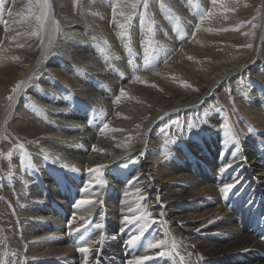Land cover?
<instances>
[{
	"label": "bare ground",
	"instance_id": "1",
	"mask_svg": "<svg viewBox=\"0 0 264 264\" xmlns=\"http://www.w3.org/2000/svg\"><path fill=\"white\" fill-rule=\"evenodd\" d=\"M98 1L103 2V0H98ZM157 1L153 0L154 3ZM198 1L199 3H202L203 6L207 5V2H208V0H198ZM240 1L239 0L236 1V5L233 7L234 8L233 10L231 8L230 9L225 8L224 6H226L225 5L226 3L219 4L221 2L218 1L219 3L216 4L214 0L213 1L214 6L211 8L213 10L212 14L211 12H208L205 14L206 7H204L202 10H201L202 7L200 8L199 6L194 8L195 14L192 17L193 20L190 23L191 27H195L196 26L195 22L197 23L199 19L206 20V22L207 20L209 21L207 23L204 22V26L202 27L200 31H196L197 37L195 41L193 42V44L195 43L196 45H194V47L192 46V44L185 45L182 52L184 54L185 53L191 54L195 58L208 59L207 62H203L201 65L197 62L194 63V66L200 65L199 68L201 69L204 68L202 72L199 70L198 72L197 71L194 72L193 71L194 66L184 62L180 54L179 55L175 54L176 56L173 59V61H171L170 63H167V65L164 67L168 70H173L175 68H179L180 70L182 68H186L187 70H192L194 73H197L196 76H201L202 78L206 76L204 78L203 83L200 84L196 88L197 92L195 94H188V92L191 91V90H188L187 92L185 91L186 93L182 94L184 95L183 97L179 94L178 90L168 89V92L170 95H167V98H166V96L163 97L160 95H154L153 94L154 91L152 89H146V88L141 87L140 85L139 86L136 85V87H134L129 84L123 88L126 95H123V96L119 95L121 97V99H119L120 102H118V105L120 104L119 105L120 108L112 110V106L115 105L117 102L114 103V101L111 99L113 96L111 95H114L116 93V90H117L116 83L117 82L119 83V81L122 79L121 77H123V79L125 78V80H122V82L124 81V82L130 83L133 76L136 75L139 71L154 67L156 65L155 62L160 63L161 60L164 58L163 53L161 52L158 53L156 51L158 48L155 50L156 47L155 48L154 46L147 47V45L145 44V47H147V50L149 52V56L146 59L144 52H143L144 53L143 55L138 53V48L136 46L137 42L134 41V39H132V41L129 43H126L124 41L125 39L121 40L123 41V45L126 48L125 55H122L121 51L117 49L113 44H111L109 48L103 49V51H100L98 42H96L99 39V37L101 38L102 36H106V37L109 36L112 38L115 35V34L113 35L111 30L107 26V20L106 19L101 20L99 17H97V15L99 14H96V12L102 13L101 15L106 13L105 7L108 5V3L105 7L103 3L106 4L107 0L103 2L102 4L99 3L100 5L98 7L95 5L96 2L89 1V0H76V1L74 0V4L72 0H47L48 5H49L48 7L49 12H48L46 20L48 19V21H45V23L43 24L44 27H43L42 33L39 29V26L33 19L28 22L25 20L28 18V12L30 10L29 5L32 3V0H24L23 3L17 4L14 8L12 7L13 10L11 9L12 12L11 14L8 15V20H6L7 28L9 30V35L7 34L8 37L6 36L7 38H5V41H3L4 44L2 46L1 55H0V97L3 96L4 91L8 89V87L12 83L14 84V81H18L19 79V81L21 80L22 82L26 80V78H28V75L24 77L25 70L22 73L18 70L19 67L17 65L18 64L17 62H16L17 63L16 65L10 67L11 65L14 64L12 63L13 62L12 59L21 58L22 60H28V62L30 61L33 62L32 64L36 63V68L39 67L41 71L46 69L45 64H43L46 61V58L53 59L54 62H56L57 60L58 64H60V62L65 64L67 68L66 70L67 73L59 72L60 70L57 69L58 71H56L55 73L56 77L60 81H63L64 83L69 85L71 88L75 89L77 94L82 99H84L85 101H88L87 103L86 102L84 103V104H87L86 105L87 109H90V107L94 105L102 110L103 116L105 118L109 117L110 115H113V117H115V121L133 119L137 121L135 123V127L137 126V124H141V126L145 124V125H148L149 128H151L152 125L158 124L160 123V121H162L163 115L166 114L164 112L165 110L168 109L167 111L169 112L166 111L167 114H173L174 112H176L177 109L179 110V108L187 106V105L191 106V105L196 104V106H200V104L206 103L207 100L211 98L209 97L211 90L218 87L220 84L225 83L226 81L229 80V78L235 77L238 74H242L244 71L246 70L248 71L249 69L255 70V68H258L259 71L260 69L264 70V24H263V29L259 31V37L257 38L256 47L250 58V60L253 59L251 62L250 61L239 62V59L241 57L240 55H242L246 49L238 50L235 48L238 44H242L243 42H247V44L250 45L251 39H252L251 37H248V39L243 38L236 31H235L236 33H226V34L222 33L220 37L212 36V35L210 36L208 33L212 28H215V26H218L220 22L222 23L224 22L225 24V22L232 21L233 17L235 16L234 13H236L237 11L244 12L240 5ZM247 2H248L247 7L248 8L250 7L249 11L247 13L245 12L240 13L239 17H234L235 18L233 20L234 23L238 22L239 19H242L243 21V19L245 18L247 21L248 17H253L251 13L253 12V10H255V8L253 7L251 8V6L256 7L258 1L250 3L248 0ZM113 4H114V1H113ZM72 5L73 7H75V9L70 8V6L72 7ZM89 5H92L90 7V11H91L90 14L87 13V10L89 9ZM121 5L123 4L121 3ZM127 5L128 4H126L125 6ZM125 6H123V9H126ZM134 6L136 5L134 4ZM42 9L44 11V8ZM145 9L147 8L145 7ZM122 12H120V10H117L116 15L114 14L115 17H114L113 27L117 30L118 33H120L122 31L121 29L123 28L121 27L123 23H121V18H120L122 16L120 13ZM134 14H137V13L135 12ZM30 15L32 14H29V16ZM179 15L181 16V14ZM263 18H264V15H263ZM255 20H256L255 18H252V22H254ZM52 21H56L57 26H53ZM238 23H241V22H238ZM137 25L138 24H136V26ZM144 26H142L143 31H144ZM20 27L23 28L22 31H19ZM177 28L181 35L183 34L185 35L184 37H181V40L184 41V39L188 37V34H187L188 32H185V27L182 24L177 26ZM143 31H140L138 33L140 37L141 35H143ZM125 32H129V31H127L126 29ZM33 33H39V35H33ZM122 36L125 38L126 35L125 36L122 35ZM119 37L120 36H118V38ZM173 41H174V38H173ZM223 41L229 42L230 44L233 45V51H231V56H227V54H224L218 50V48L221 45L219 43ZM27 42L34 43V44L30 46L27 54L21 55L22 52H20L16 48L20 47L23 44L26 45ZM111 42L113 43L115 42V40L111 39ZM214 44H219V45H214ZM247 44L245 45V47L247 46ZM164 46H163L164 53L168 55L173 48L170 46V44L169 45L164 44ZM98 53L100 55L99 57L95 55V54L98 55ZM158 73H160V70H157L149 74V76L153 77L152 80L153 79L156 80V83L158 82V84L162 86L164 85L166 88L167 86L174 87L164 77H160L159 76L160 74ZM46 74L49 75L48 73H45L44 77L46 76ZM66 74H70L71 78L68 77ZM146 76L145 75L142 76L141 79L138 80V82L139 81L142 82ZM92 78L97 80L95 84L99 85L100 84L99 81H103L104 83H106L107 87L100 86L99 88H97L95 85H93L94 83L92 84L93 82ZM135 78H137V76H135ZM39 81L41 83H44L43 80H39ZM183 86H184V83H183ZM232 86L234 89H236L239 85H235V83L233 82ZM241 88L244 91L246 102L248 105V111H246V115L248 116L249 122L253 123L255 126L253 128L251 137L246 140L245 144L241 141L242 139L239 136V133H237L238 138L235 137L234 133L232 132V129L224 128L222 130H219L218 132L214 130L213 127H215L216 123L218 124V122H220L223 118L222 117L223 115L222 116L220 115V113L222 112L221 110L215 111L210 115V118H209L213 129H210V130L206 129V131H203L204 130L203 129L201 132H197L195 134H194L195 131H193V134L191 135V137L190 138L188 137L187 142H184L183 140H181L182 139L181 138L180 139L181 141L177 142V144L175 145V148L173 147V155L170 156L175 166H171V163H169V169L165 171V174L167 176H172L173 174L176 173V171L183 169L184 168L182 167L183 165H185L187 168H188V165L192 166L194 169L193 170L194 172L200 171L201 169H203V174L205 177L203 181L205 182V185L202 187H199L198 194L201 195V197H205L206 201L210 203H207L206 201L197 202L195 205L202 207L203 209H208L212 213L213 219L210 222L200 217L201 215H205L206 211H201L197 207H195L194 210L191 209L190 214L186 213L187 206H189L191 202V198H190L191 194L189 192L190 188L180 186V187H174L173 189H170L163 185L161 187H158L159 189L158 188L154 189L153 183L150 181V176H151L150 170H152L153 166L152 164H150V159H149L156 147L155 146L156 144H154L155 142L154 139H150L147 142L146 147L142 151L140 152L137 151L138 152L137 154H139V157H138L139 160L136 163H132L130 162L131 160L130 161L127 160V157L128 156L130 157V155L127 154V156H125L127 153L125 151V153H122L120 156L117 155L115 159L110 160L111 161L109 162L110 166H106V168H104L101 173L99 172L100 173L99 175L96 174L92 176L91 172L93 170H91V172L89 173H81L80 171L76 172V169L73 170L72 168L74 167H71L70 165L69 166L71 167L72 170L67 171V172L58 171V170L56 171L55 168L53 169V167L48 166V165H47V168H45V170L41 169L42 172H39L38 170H34V169L31 170V173L36 179L37 188H39L38 191H41L40 188H43L44 191L47 192L46 187H48L49 189H52L54 192H59V194H61L62 197L64 198L67 197L66 200L70 202L74 201V198L76 195L78 196L97 195L98 201H96L94 208H96L97 206L99 209H97L94 212H92L93 209L90 210L92 213L90 214V216L88 215L89 217L87 219L94 221V223L96 222V224L101 225V227H103L104 224H108V215H107L106 210L104 209L100 210V208H104V205L107 204L106 203L107 199L108 201H115L116 199L115 196L117 194L114 189L121 191V195L123 196H124V191L128 192L126 191V189L128 188L127 186H129L128 185L129 180H128V175H127L128 172H131V173L137 172V174H140L138 178L141 179L142 183L144 184H147V182L149 183L148 185L150 186V191H151L149 194V197H153V200H152L153 202H156L157 198H160L162 195L164 196L166 193L172 194L175 191H178V192L184 191V193H186V194H183L180 198H171L168 200L169 202L168 208L178 210L177 208L174 207L177 205V207L180 208L181 212L186 213L183 217H178V218H176L175 216H174L175 218L168 217L167 212L168 214L170 212L168 211V208L163 209L165 205H163L160 210L152 206L153 215L151 214L149 215V217L152 218L155 215H157L155 218L160 217L156 219V223H154L153 227H149L150 225L148 224H141L140 222L138 224L136 222L137 219L131 220L129 218H126V216H124V218H122V221H124L123 227L126 224H130V225L124 228V234L121 238H119L116 235L111 240L109 244L110 251L106 253H100L96 255L95 257L84 261L82 264H96L98 260L102 261V264H123V262L124 264H135V261L139 257H142V256H148V257H151V259L142 261L141 264H181L180 256L184 257L183 264H234V263L242 264L243 261L245 262V264H264V258H262L259 255V251H258L259 249L260 251L264 252V244L257 237H255L253 234L250 233L248 218H245V216H243L239 219H235L234 215H237L241 210L245 212V208L241 207L238 204L236 207V210L233 213H231L227 210L228 209L227 205L223 203L228 193V192H224L223 189L225 188L226 185H229V184L235 185L230 190L232 192H236V191L239 192L242 189L248 187L250 189H253L251 191L252 197H259L260 191L258 192V189H259L258 183L261 181V179L264 176V81L260 80L259 78H255L251 76L250 79H244V82ZM26 91L28 93L36 92L35 87H32V86L27 87ZM26 96L24 97L26 98ZM186 96L189 98L192 96L193 97L189 99ZM19 98L22 99L23 97L20 95L17 97V100ZM115 100L117 101V98ZM46 101L49 102L52 100H46ZM57 104L58 105L61 104L63 106L65 105V107L67 108L68 106L72 105V104L65 103L63 98L57 101ZM6 106H9V104L7 103ZM232 106H235L234 103ZM229 107H228V110H229ZM11 108L9 106V110ZM13 110L14 109H12L10 113H8V111L3 113L2 118L6 116V119H7V117L10 116L11 113H13ZM6 113L8 114L6 115ZM81 114H82V110L80 109L79 115L81 116ZM69 115H70L69 118L73 117L74 119V117H76V114H69ZM99 121H100V118H99ZM83 122L82 124L86 123V122L84 123ZM77 124L78 122L76 123V125ZM51 125H53V123ZM82 126L83 128L86 127V125L85 127L84 125ZM49 127L50 126L48 125V123L45 124L44 131L46 132L49 131ZM61 128L63 129V127ZM50 130L52 129L50 128ZM102 131L104 132V127ZM102 131H100V134H102L101 133ZM92 135L94 136V134ZM45 136L48 137L49 141H54V139L57 137L56 134H48V132L45 135L43 134L42 137L44 138ZM66 137L68 139L64 138V140L62 139V141L70 143L72 139L76 137V135H73V136L68 135ZM69 137H74V138H69ZM94 141L95 140H93V142ZM96 143H99V141ZM70 145L69 146L67 145V146L70 147L71 149L72 145L71 146ZM42 146H43V143H42ZM87 146L89 145L87 144ZM157 146L159 145L157 144ZM114 147H112V144H108L102 149L103 153H105L106 158L115 156L117 152H116V149H113ZM127 147H129V145L124 144V146L122 145L121 148H127ZM52 148L53 150H57L56 151L57 153L61 152L64 155L63 157L65 159L68 158L65 155L68 154L67 151L69 150L56 148L54 146ZM243 150H247V152ZM71 152H73V149H71ZM69 159L72 161V163H75V162L82 163L80 162L81 161L80 159H76L72 157L66 160H69ZM39 161H40V158L36 157L35 158L36 164ZM45 164L47 163L45 162ZM63 166L65 165L63 164ZM69 166L68 168H70ZM114 166H117V168L116 167L114 168ZM119 166H121V168H118ZM18 168H16L17 169L16 173L14 172L15 176H8L9 180H8V177H6L5 179H2L0 177V184H2L3 186H6L9 183L11 184V182L12 183L18 182L19 177H21L20 175L21 173H19L20 170H18ZM253 174L257 176H253ZM12 179H14L15 181H11ZM104 180H106L107 182L105 183ZM104 183L107 185L106 186L102 185ZM81 184H84L83 188H80ZM148 185H146V187ZM89 186H91L90 189L88 188ZM194 191L197 192V189H195ZM245 195H247V193ZM30 200L29 198H27L26 203L24 205L22 204L23 206H25V214L27 216L24 215V217L26 218L21 220L22 222H20L19 220V224H17L14 221V218L18 220V217L17 215L13 214V210L12 211L10 210L11 207L9 209H4V210L2 209L4 207L1 208L2 210L0 209V264H68V263H71L70 257L75 258L76 256L74 254L64 256L62 257L63 259L59 258V260L56 259L55 261L52 259H48V258H44L45 261H42V260H31L32 258L28 256L27 253L29 251H30L29 253H37L40 249L47 248V246L50 245L49 243L50 238L48 237L46 240H43L42 238H44L46 235L50 233H55V232L56 234L59 233L57 231H60L62 229L63 227L62 225L64 224L66 219L69 220L68 222V226H69L75 221L79 220V216L73 215V217H70V215H68L67 212L63 211V208L61 206L51 202L53 200H51L49 197L48 202L46 203L47 205H45L46 210H43V211H45L48 214L53 213L52 215L53 219H48V220L38 219L37 220L38 223L35 224L34 220L29 218V216L32 215V212L35 209L34 202H30ZM94 200H95V196H94ZM248 201H250V199H248ZM204 204H206V206H204ZM18 206H16V208ZM126 209L127 207L125 206L123 208L121 215H124L125 213L128 212V210ZM14 211H15V208H14ZM221 213H224V215H222ZM117 214L118 213H115L114 215H117ZM26 220L28 222L25 223ZM138 226L139 228H137ZM179 226L184 227L182 231L180 230L177 231V228ZM191 227H192L191 233L184 232V230H187L188 228H191ZM218 232H222L224 235L223 236L213 235V234H218ZM20 233L22 234L23 239L18 238V234ZM25 238L29 240H33L34 244L32 246L27 247V242L25 241ZM149 245H159V247H149ZM62 246H63L64 251H67V245H62ZM162 252L167 253V255H160L159 253H162ZM42 254H45L46 256H48L50 255V251H48L47 253L42 252ZM228 254H231V261H229L225 257Z\"/></svg>",
	"mask_w": 264,
	"mask_h": 264
},
{
	"label": "rangeland",
	"instance_id": "2",
	"mask_svg": "<svg viewBox=\"0 0 264 264\" xmlns=\"http://www.w3.org/2000/svg\"><path fill=\"white\" fill-rule=\"evenodd\" d=\"M23 1L24 0H5L4 7L5 6L6 7L3 8V10H0V34H1L0 35V55H1L2 46L4 44L3 41H5V38H7L9 35V30L7 28V22H6V20H8L9 12L10 13L12 12V10H13L12 7L14 8L17 4L23 3ZM72 1L74 4V0H72ZM89 1L96 2L95 5L98 7L100 4H102L106 0H103V2L98 1V0H89ZM113 1H114V4H113ZM113 1L107 0L106 4L103 3L104 7L108 3V5L105 7L106 8L105 14L101 15L102 13L96 12V14H99V15H97V17H99L101 20L102 19L107 20V26L109 27V29L111 30L113 35L115 34L112 38L109 36H107V37L102 36L101 37L102 39H101L99 37V39L96 42H98L100 51H103V49L109 48V46L111 44H113L117 49H119L121 51L122 55H125L126 54V48L123 45V41H121V40L125 39L124 41L126 43H129L132 41V39H134V41H136L138 43L137 44L135 42L136 46L138 48L139 54L143 55L145 53V50L147 49V47L154 46V48L156 47L155 50L158 48L156 50L158 53H160V52L163 53L164 58L161 60V62H160L161 64L155 62L156 65L154 67H151L148 69H143V70L139 71L136 75L133 76L130 83L124 82V81L122 82V80H125V78L123 79V77H121L122 79L119 81V83L118 82L116 83V86H117L116 87L117 88L116 93L114 95H111V96H113L111 99L114 101V103L117 102L115 105L112 106V110L120 108L119 107L120 104L118 105V102H120V101L119 100L116 101L115 99L117 97H120L119 95H121V90L129 84L134 86V87H136V85L137 86L140 85L143 88L152 89L154 91L153 92L154 95H160L163 97L166 96V98H167V95H170L168 92V89L169 90L170 89L178 90L179 94L183 97H184V95H182V94L186 93L188 90H191L188 92V94H195L197 92L196 88L200 84L203 83L204 78L206 76H204L202 78L201 76H196L197 73H194V72L195 71L198 72V70L202 72L204 68L201 69L199 67L203 62H207L208 59L195 58L191 54H186V53L184 54L182 51H183V48L185 45H191L192 44L193 47H194V45H196L195 43L193 44V42L195 41V39L197 37L196 31H200L202 29V27L204 26V22L207 23L209 21V20H207V22H206V20H202V19L200 20L199 19L200 21L198 20L197 23L195 22L196 28L190 26V23L193 20L192 17L195 14L194 8L199 6L200 8L202 7L201 8V10H202L204 7H206V5L203 6V4L199 3L198 0H192V1L191 0H188V1L187 0H171V1L170 0H160V1L156 0L157 2H155V3L153 2V0H147V1L146 0H113ZM131 1L133 4L131 3ZM213 1L214 0H208V2H207V4H209V12H211V14L213 12V10L211 8L214 6ZM218 1L221 3H219ZM218 1L215 0V3L216 4L226 3L225 4L226 6H224V5H222V6H224L227 9L231 8L234 10L233 7L236 5L237 0H218ZM247 1L248 0H241L240 1V5H241V7L245 13H247L250 9V7L249 8L247 7V5H248ZM257 1H258V3H257L256 7L251 6V8L252 7L255 8V10H253V12L251 13V15L253 17H248L247 21L244 18L243 21H242V19H239L238 22H241V23H238V22L234 23V21H233L235 19L234 17H239L240 13H244V12L237 11L236 13H234L235 16L234 17L232 16L233 17L232 21L225 22V24H224V22L223 23L220 22L218 24V26H215V28H212L208 32L210 36L212 35V36H218V37H220L222 35V33L226 34V33H236V32L239 33V35L242 36L243 38L248 39V37H251L252 39H251L250 46L247 44V42H243L242 44L237 45L239 48L237 46L235 47L238 50L246 49L245 52L242 54L243 56L240 55L241 57L239 59V62H241V61H250L251 62L253 60V59L250 60V58H251V56L254 52V49L256 47L257 38L259 37V31L261 29H263L264 0H249L250 3L257 2ZM192 2H194V3H192ZM121 3L123 5H121ZM41 4H43V0H32L31 7H29L30 10L28 12V18L25 20L28 22V21H31L33 19L37 23V25L39 26V29L42 33L44 25L41 26L40 22L38 23V21L36 20L35 17L39 16L41 14V12H44V13H46V18H47L49 11H48V7L44 8V11H43V9L39 6ZM126 4H128V5L125 6ZM134 4L136 6H134ZM168 4H170V5H168ZM171 4H172V6H171ZM118 5H120V6H118ZM175 5L178 7H176ZM91 6L92 5H89V9L87 10V13H89V14L91 12L90 11ZM123 6H125L126 9H123ZM8 7H10V8H8ZM145 7L147 9H145ZM70 8L75 9V7H73V5H72V7L70 6ZM38 10H39V12H38ZM117 10H120V12L123 11L122 13L124 14V16L122 15L123 17L121 15H120L121 17L119 16L121 18V23H123V25L125 26L121 29L122 31L120 33H118L117 30L113 27V22H114V17H115L114 14L116 15ZM135 12L137 14H134ZM206 13H208L207 9L205 11V14ZM29 14H32V15L29 16ZM112 14H113V16H112ZM179 14H181V16ZM175 17H179L180 18L179 21H177L175 19ZM189 18H190V20H189ZM252 18H255L256 20L254 22H252ZM142 20H144V21H142ZM45 21H48V19ZM138 21L139 22L141 21V22L139 23ZM135 23L138 25L136 26ZM181 24L184 25L185 32H188L187 33L188 37L186 39H184V41L181 40V37H184L185 35L184 34L181 35L180 32L178 31V28H177V26H179ZM142 26H144V31L142 29ZM6 28H7V30H6ZM125 28L129 32H125L126 31ZM22 30H23V28L20 27L19 31H22ZM246 30L248 31V33ZM140 31H143V35H141V37L138 34ZM119 34H121V35H119ZM122 35H124V36L126 35L125 38ZM118 36H120L119 37L120 39L118 38ZM130 36H131V38H130ZM173 38H174V41H173ZM111 39H114L115 42L112 43ZM186 40H187V42H186ZM105 41H107L108 44L107 43L105 44L104 43ZM146 41H147V43H146ZM166 41L173 48L168 55L166 53H164V47H165L164 44L169 45ZM163 42H165V43H163ZM34 43L27 42L26 45L25 44H23L21 46L18 45L20 47H17L16 49H18L20 52H22L21 55H24V54L28 53V49ZM145 44L147 45V47H145ZM219 44H221V45L218 48V50L224 54H227V56H231V51H233V45L230 44L229 42H225V41L220 42ZM219 44H214V45H219ZM246 44H247V46L245 47ZM222 45H223V47H222ZM228 49H230V50H228ZM227 50H228V52H227ZM175 54L176 55L180 54L183 61L186 62L187 64H191L194 66V63L197 62L200 65L194 66V69H193L194 72L192 70H187L186 68H182L180 70H179V68H175L173 70H168V69L164 68L167 65V63H170L171 61H173V59L176 56ZM95 55L97 57L100 56L99 53H98V55L97 54H95ZM183 56H185L186 58ZM165 59H167V60H165ZM12 61H13L12 63H14V64L11 65L10 67H12L18 63L17 64L19 67L18 70L21 73L25 70L24 77L26 75H28V78H26V80L22 81V83H19V87H17V85H18V82H21V80L19 81V79H18V81H14V84L12 83L8 87V89H6L4 91L3 96L0 97V177L2 179H5L8 176H15V173L17 170L16 168H18V167H19L18 170H20L19 173H21L20 174L21 177H19L18 182H15V183L11 182V184L9 183L6 186H3L2 184H0V186H1L0 187V209L2 207H4V208H2L4 210V209H9L11 207L10 210L11 211L13 210V214L17 215V217H18V220H16V218H14V221L17 224H19V220H20V222H22L21 220L26 218V217H24V215H26V214H25V206H23V205L26 203L27 198H29V200L31 199L30 202H34V207H35L34 211L32 212V215H30L29 218L33 219L34 223L37 224L38 219H40V220L53 219V217H52L53 213L48 214L45 211H43V210H46L45 205H47L46 203L48 202V199L50 197V199L53 200L51 202L61 206L63 208V211L67 212L68 215L79 216V220L75 221L74 223H72L69 226H68L69 220H66L64 222V224L62 225L63 226L62 229L60 231H57L59 233H57V234H56V232L50 233V234L46 235L44 238H42L43 240H46L49 237L50 238V240H49L50 245H48L47 248L40 249L37 253H29L30 252L29 251L27 254H28V256H30L32 258L31 260L45 261L44 258H48V259H52L55 261L56 259L59 260V258H62L64 256L74 254L76 257L75 258L70 257L71 263H68V264H82L84 261H86L90 258H93L100 253H106V252L110 251L109 244H110L111 240L117 235V232L119 230L123 229L124 221H122V218H124V216H126V218H129L131 220L137 219L136 222L138 224L140 222L141 224H148V225H150L149 227H153L154 223H156V219L160 218V217L155 218L157 215H155L152 218L149 217V215H151L153 213L152 208L155 207L156 209L160 210L163 205H165V207L163 209L168 208V204H169L168 200L169 199L180 198L183 194H186V193H184V191H182V192L175 191L172 194H167L165 192L166 194L164 196L162 195L160 198L156 199L157 200L156 202H153L152 201L153 197H149V194L151 192L150 186L148 185L149 183L148 182H147V184L142 183L141 179L138 178V176L140 174H137V172L136 173L128 172L127 175H128V180H129V182H128L129 186H127V187L129 188L130 191L127 188L126 191H128V192L124 191V196H123V195H121V191L114 189L116 191V194H117L115 196V198H116L115 201H108V199H107L106 200L107 204L104 205V208H100V210H103V209L106 210L107 215H108V224L105 225L104 228L103 227L97 228L96 227L97 224L95 222L94 225L90 224V227H89V221L87 218L90 216V214L92 212L99 209L97 206H96V208H94L96 201H98L97 195H94L95 200H94L93 195L92 196L91 195H89V196H86V195L78 196V195H76L75 196L76 199L74 198V201L70 202V201L66 200L67 197L66 198L62 197L61 194H59V192H54L52 189H49L48 187H46L47 192H45L43 188H40L41 191H38L39 188H37L36 179L33 176V174L31 173V170H33V169L38 170L39 172H42L41 169L45 170V168H47V165H48V166L53 167V169L55 168L56 171L58 170V171L67 172V171H70L72 169L73 170L76 169V172L80 171L81 173H89V172H91V170H93L92 172L94 174L91 172L92 176H94L96 174L99 175L102 172V170L104 168H106V166H110V164H109V162H111L110 160L115 159L117 157V155L120 156L122 153H125V151L127 152L125 156H127V154L130 155V157L129 156L127 157V160L128 161L131 160L130 162L136 163L139 160L138 159L139 154H137V153L142 151L146 147L147 142L150 139H154V141H155L154 144H156L155 145L156 147H155L151 157L149 158L150 164H152V166H153L152 170H150V172H151L150 173V175H151L150 181L153 183L154 189L161 187L163 185L166 186L167 188H170V189H173L174 187H180V186L190 188L189 192L191 194V197H190L191 202H190L189 206H187L186 213L190 214L191 213L190 210L191 209L194 210L195 207H197L201 211H206L205 215L200 216L201 218H203L204 220L209 221V222L212 221V219H213L212 213L208 209H203L202 207L195 205L197 202H205L206 201L205 197H201V195L198 194L199 187H202L205 185V182L203 181L205 179L204 174H203V169H201L202 171L200 170V171L194 172L193 171L194 169L192 166L188 165V168H187L185 165H183L182 167H184V168L176 171V173L173 174L172 176H167L165 174V171L169 169V163H171V166H175V164L172 162V158L170 157L171 155H173V147L175 148V145L177 144V142H179L181 140H183L184 142H187L188 137L189 138L191 137V135L193 134V131H195L194 132V134H195L197 132H201L203 129H204L203 131H206V129L210 130L213 128L217 132L219 130L224 129V128L232 129V132L234 133L235 137L238 138L237 133H239V136L242 139L241 141L245 144L246 140L251 137L253 128L255 126L253 123L249 122L248 116L246 115V111H248V105L246 102L244 91L242 90L241 87H242V84L244 82V79H250L251 76L255 77V78H259L260 80L264 81V70L263 69H260V71L258 70V68H255V70L249 69L248 71L247 70L244 71L242 74H238L235 77L229 78L228 81H226L225 83H222L218 87H216L217 89L214 88L213 90H211V92L209 94V97H211V98H209L206 103L200 104L201 107L196 106V104L191 105V106L189 105L190 107L187 105L188 107L184 106V107L179 108V110L177 109L176 112L173 113L174 115L173 114H167V112H169V111H167L168 109L165 110L164 112L166 114L163 115L162 121H160V123H158V124L152 125L151 128H149V126L145 125V124H143L142 126H141V124H137V126L135 127V123L137 121L133 120V119H126V120H119V121L116 120L115 121V117H113V115H110L111 118H110V116L105 118L103 116L102 110L100 108L94 106V105L91 106L90 109H87V106H86L87 104H84V103L85 102L87 103L88 101H85L84 99H82L77 94L75 89L71 88L69 85H67L63 81H60L56 77L55 73L58 70H60L59 72L67 73L66 72V70H67L66 65L61 63V62H60V64H58L57 60H56V62H54L53 59H47L46 58V61L43 63V64H45L46 69H44L42 71L40 70L39 67L36 68V63L32 64L33 62H31V61L28 62V60H22L21 58L12 59ZM157 70H160V73H158V74H160L159 76L164 77L174 87H169L166 85L167 86V88H166L164 85L162 86V85L158 84V82L156 83V80H154V79L152 80L153 77H150L149 74H151ZM161 72H162V74H161ZM45 73H48L49 75L46 74V76L44 77ZM66 75L68 77H70V74H66ZM144 75L145 76L148 75V76H146L145 77L146 79L144 78L142 82L141 81L138 82V80H140L141 77ZM135 76H137V78H135ZM234 78H236V79H234ZM100 79H102V78H100ZM180 79H181V81H180ZM39 80H43L44 83H41ZM102 80H104V79H102ZM92 81H93L92 84L94 83L93 85H95L97 88H99L100 86L101 87H103V86L107 87L106 83H104L103 81H99L100 82L99 85L95 84L97 82V80L92 78ZM233 82L235 83V85H239L236 89H234L232 86ZM183 83H184V86H183ZM152 85H153V87H152ZM29 86L35 87L36 92L35 93L34 92L28 93L26 90H27V87H29ZM63 86H65V87H63ZM118 86H120V87H118ZM239 89H241V90H239ZM79 90H80V88H79ZM22 93H23V95H22ZM12 94H14V95H12ZM20 95L23 98L22 99L19 98L17 100V97ZM24 96H26V98ZM192 97H190V98H192ZM62 98L64 99L65 103L72 104V105L68 106V108L65 107V105L64 106L61 104L58 105L57 101L61 100ZM187 98H189V97H187ZM120 99H121V97H120ZM46 100H52V101L47 102ZM69 100H71V101H69ZM6 102L9 104L10 108L12 106V108L10 110H9V106H6V104H7ZM233 103L235 106H232ZM214 104H216V105H214ZM194 106H196V107H194ZM226 106H228V107L230 106L229 110H228V107H226ZM235 107H237V108H235ZM167 108H168V106H167ZM12 109H14V110H13V113H11V115L8 116L9 118L7 117V119H6V116L2 118L3 113L7 112L8 110H9L8 113H10V111ZM80 109L82 110V114L84 112V114L83 115L81 114V116L79 115ZM218 110L222 111L220 113V115L221 116L223 115L222 116L223 118L221 117L222 120L220 122H218V124L216 123L215 127L212 128L209 118L213 112L218 111ZM177 111H178V113H177ZM8 113H6V115ZM68 113L69 114H76V117H74V119H73V117L69 118L70 115ZM93 114H94V116H93ZM203 117H204V119H203ZM99 118H100V121H99ZM80 121H82V122L84 121L86 123L83 122L84 124H82V122H80ZM77 122H78V124H77L78 126L76 125ZM98 122H100V123H98ZM47 123L50 126L49 131H47L48 134H56V136H57L54 139V141H49L47 136H45L44 138L42 137L43 134L44 135L47 134V132L44 131L45 130V124H47ZM52 123H53V125L54 124L55 125L54 126L51 125ZM60 123H62V124H60ZM126 123H127V125H126ZM105 124H107V129L104 127ZM124 124H125V126H124ZM161 124H162V126H161ZM82 125H84V127L86 125V127L83 128ZM189 125H191V128H189ZM183 126H184V128H183ZM61 127H63V129ZM103 127H104V132L102 131ZM50 128L52 130H50ZM116 128H118V129H116ZM164 128H165V130H164ZM171 129H173V130H171ZM199 129H201V130H199ZM250 129H251V132H250ZM84 131H86V132H84ZM100 131H102L101 132L102 134H100ZM92 134H94V136ZM68 135H70V136L76 135V137L75 138L69 137V138H74V139H72V141L70 143L69 142H63L62 139L63 140H64V138L68 139L66 137ZM179 135H181V136H179ZM33 139L36 141H34ZM93 140H95V141L93 142ZM98 141H99V143H96ZM42 143H43V146H42ZM67 143H69V144H67ZM66 144L68 146L70 144L72 145V146L71 145L70 146H71V149H73V152H71L70 147H68ZM87 144L90 147L87 146ZM108 144H112V147L115 146L116 148L114 147L113 149H116L117 153L115 154V156L106 158L105 153H103L102 149ZM124 144L129 145V147L121 148L122 145L124 146ZM135 144H137V145H135ZM157 144L159 146H157ZM20 145H23V147H20ZM132 145H134V146H132ZM53 146L56 148L69 150V151H67L68 154L65 156H67L68 158L73 157L76 159H80L81 160L80 162H82V163H76V162L72 163V161L70 159L66 160L68 158L65 159L63 157L64 155L61 152L57 153L56 152L57 150H53V148H52ZM50 149H52V150H50ZM243 151L247 152V150H243ZM46 154H48L47 159H45ZM12 155H14V156H12ZM36 157L40 158V161L37 163L38 165L35 162ZM9 160H11V161H9ZM44 161L47 164H45ZM59 164H60V166H59ZM63 164L65 166H63ZM69 165L71 167H74V168L71 169V167ZM14 166H15V168H14ZM68 166L70 168H68ZM98 166H103V167H100L99 168L100 170L96 171ZM115 167L117 168V166H114V168ZM118 168H121V166H119ZM72 173H74V172H72ZM134 175H135V177H134ZM253 176H257V175L253 174ZM8 180H9V177H8ZM11 181H15V180L12 179ZM32 181H34V182H32ZM104 181H105V183L107 182L106 180H104ZM105 183L102 185L106 186L107 184H105ZM258 184H259L258 192L260 190L264 193V176ZM81 185H80V188H83L84 184H81ZM146 185H148L149 187L148 186L146 187ZM25 186H26V188H25ZM92 186H93V184H92ZM36 188H37V190H36ZM88 188L90 189L91 186H89ZM195 189H197V192L194 191ZM26 191L29 192L30 194L27 193ZM125 193H126V195H125ZM25 195H26V197H25ZM48 195H49V197H48ZM98 196H99V194H98ZM22 197H23V199H22ZM100 199H101V197H100ZM80 201H90L91 203L80 204L79 203ZM20 202H22V203H20ZM182 203H184V202H182ZM207 203H210V202H207ZM3 204H4V206H3ZM8 205H9V207H8ZM14 205H15V207H14ZM146 205H148L149 207ZM16 206H18V207L16 208ZM125 206L127 207L126 210H128V212L125 213L124 215H121L123 208ZM204 206H206V204H204ZM13 207L15 208V211L17 213L14 211ZM174 207L177 208L178 210L168 208V211L170 212L169 214L167 212L168 217L178 218V217H183L186 214L185 212H181L180 208L177 207V205ZM21 209H22V211H21ZM90 210H92V212ZM18 211L20 214L18 213ZM115 213H118V214L114 215ZM244 213L245 212L243 210H241L235 216V219H239V218L243 217ZM221 214L224 215V213H221ZM132 216H134V217H132ZM152 221H155V222H152ZM26 222H28V221L26 220L25 223ZM87 225H88V230L90 232H92L93 235H95V236L93 237V239L90 242H88V244L86 246V248L89 249V251L87 253H82L81 251L78 252L76 250L78 245L72 246L71 243L68 244L66 242V239L64 238V235L68 229L69 230L67 231L66 235H69L72 232V231H70V228H72L73 230L78 229V228L87 229ZM36 227H38V226H36ZM137 228H139V226ZM183 228H184L183 226H179L177 228V231L178 230L182 231ZM191 229H192V227L188 228L187 230H184V232L191 233ZM93 230H94V232H93ZM154 230H155V228H154ZM213 235L223 236L224 234L222 232H218V234H213ZM102 236H105V237L102 238ZM18 238L23 239V236L21 233L18 234ZM25 241L27 242V247L32 246L34 244L33 240H29V239L25 238ZM62 245H67V251H64ZM48 251H50V255L46 256L45 254H42V252L47 253ZM225 257L229 261H231V254H228ZM234 264H236V263H234ZM237 264H240V263H237ZM242 264H245V262L243 261Z\"/></svg>",
	"mask_w": 264,
	"mask_h": 264
},
{
	"label": "snow or ice",
	"instance_id": "3",
	"mask_svg": "<svg viewBox=\"0 0 264 264\" xmlns=\"http://www.w3.org/2000/svg\"><path fill=\"white\" fill-rule=\"evenodd\" d=\"M4 5H5V0H0V10H2V9L4 8ZM39 6H40L41 8H47V7H49V5H48V3H47V0H43V4H41V5H39ZM29 7H31V4L29 5ZM9 14H11V13H9ZM121 15H124V14L121 13ZM35 18H36V20H37L38 22H40V25L43 26V24L45 23V20H46V13L41 12V14H40L39 16H36ZM175 19H176L177 21H179L180 18H179V17H175ZM52 25H53V26H57V22H56V21H52ZM121 27H124V25H121ZM33 35H39V33H33ZM104 43L106 44L107 41H105ZM249 46H250V45H249ZM148 56H149V52H148V50L146 49V50H145V57H146V59L148 58ZM19 83H22V82H18L17 87H19ZM123 95H126V93H125L124 90L122 89V90H121V96H123ZM119 99H120V97H117V100H119ZM104 127L107 128V124H105ZM189 128H191V125H189ZM250 131H251V129H250ZM20 147H23V145H20ZM47 155H48V154L45 155V159H47ZM100 167H103V166H98L97 169H96V171H98ZM234 186H235V185H233V184L226 185L225 188L223 189V191H224V192H228V191H230ZM79 203H80V204H88V203H91V202H90V201H80ZM152 222H155V221H152ZM96 227L99 228V227H101V225L97 224ZM77 231H78V229H77ZM149 247H159V245H149ZM79 251H81L82 253H87V252L89 251V249L86 248V247H81V248L79 249ZM159 254H160V255H167V253H163V252H162V253H159ZM148 259H151V257H148V256H142V257H139V258L135 261V264H141L142 261H145V260H148ZM180 261H181V264H183V261H184V257H183V256H180Z\"/></svg>",
	"mask_w": 264,
	"mask_h": 264
},
{
	"label": "crops",
	"instance_id": "4",
	"mask_svg": "<svg viewBox=\"0 0 264 264\" xmlns=\"http://www.w3.org/2000/svg\"><path fill=\"white\" fill-rule=\"evenodd\" d=\"M216 5V4H215ZM206 9L209 12V4L206 5Z\"/></svg>",
	"mask_w": 264,
	"mask_h": 264
},
{
	"label": "flooded vegetation",
	"instance_id": "5",
	"mask_svg": "<svg viewBox=\"0 0 264 264\" xmlns=\"http://www.w3.org/2000/svg\"><path fill=\"white\" fill-rule=\"evenodd\" d=\"M234 216H236V215H234Z\"/></svg>",
	"mask_w": 264,
	"mask_h": 264
}]
</instances>
